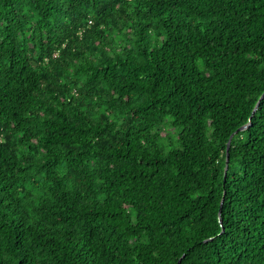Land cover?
<instances>
[{
	"label": "trees",
	"instance_id": "obj_1",
	"mask_svg": "<svg viewBox=\"0 0 264 264\" xmlns=\"http://www.w3.org/2000/svg\"><path fill=\"white\" fill-rule=\"evenodd\" d=\"M263 93L264 0H0V264H264Z\"/></svg>",
	"mask_w": 264,
	"mask_h": 264
},
{
	"label": "water",
	"instance_id": "obj_2",
	"mask_svg": "<svg viewBox=\"0 0 264 264\" xmlns=\"http://www.w3.org/2000/svg\"><path fill=\"white\" fill-rule=\"evenodd\" d=\"M263 97H264V93L261 95L260 100H261ZM260 100H259V101H260ZM258 104H259V102L256 104V107L258 106ZM255 109H256V108H255ZM255 109H254V110H255ZM248 125H249V124H247V125H245V126L239 128L238 131H242V130L246 129V127H247ZM232 136H233V135L230 136V139H231ZM230 139L228 140L227 145H226V162H225V168H224V178H225V176H226V171H227V168H228V149H229ZM222 202H223V201H221V203H220V207H219V212H218V215H219V216H220V212H221ZM219 223H220V224L222 223L221 220H219Z\"/></svg>",
	"mask_w": 264,
	"mask_h": 264
},
{
	"label": "rangeland",
	"instance_id": "obj_3",
	"mask_svg": "<svg viewBox=\"0 0 264 264\" xmlns=\"http://www.w3.org/2000/svg\"><path fill=\"white\" fill-rule=\"evenodd\" d=\"M162 136H163L164 140H166V141H169V139L171 138V137L169 138L165 133Z\"/></svg>",
	"mask_w": 264,
	"mask_h": 264
}]
</instances>
